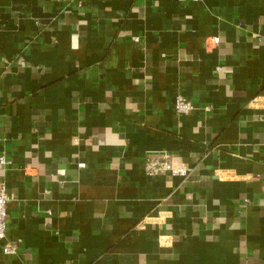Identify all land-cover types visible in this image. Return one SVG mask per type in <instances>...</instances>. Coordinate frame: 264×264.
Returning <instances> with one entry per match:
<instances>
[{"label": "crops", "instance_id": "1", "mask_svg": "<svg viewBox=\"0 0 264 264\" xmlns=\"http://www.w3.org/2000/svg\"><path fill=\"white\" fill-rule=\"evenodd\" d=\"M2 155L0 264H264V0H0Z\"/></svg>", "mask_w": 264, "mask_h": 264}, {"label": "built area", "instance_id": "2", "mask_svg": "<svg viewBox=\"0 0 264 264\" xmlns=\"http://www.w3.org/2000/svg\"><path fill=\"white\" fill-rule=\"evenodd\" d=\"M220 39L214 38V43L219 44ZM194 105L184 96L180 95L176 99L175 109L178 114H189L194 110ZM8 161L5 156L0 157V165H7ZM147 173L150 176H158L164 174H171L173 176L186 177L187 169L177 168L173 166L170 155L167 154H152L148 157ZM11 200L7 192V185L4 181L0 182V239L6 236L7 219H8V204ZM16 247L12 244H7L4 247L6 254L15 253Z\"/></svg>", "mask_w": 264, "mask_h": 264}]
</instances>
